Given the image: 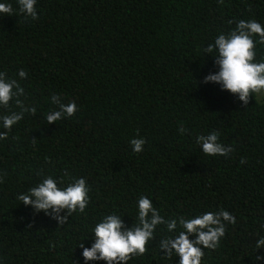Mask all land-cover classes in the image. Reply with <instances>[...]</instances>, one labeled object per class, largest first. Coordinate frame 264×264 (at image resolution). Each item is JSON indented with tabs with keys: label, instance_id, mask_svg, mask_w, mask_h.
<instances>
[{
	"label": "trees",
	"instance_id": "1",
	"mask_svg": "<svg viewBox=\"0 0 264 264\" xmlns=\"http://www.w3.org/2000/svg\"><path fill=\"white\" fill-rule=\"evenodd\" d=\"M0 3L15 10L0 16V73L24 89L15 96L23 108L36 109L10 131L0 121V264H86L95 225L115 213L133 227L141 196L165 220L221 209L236 218L215 250L203 249L201 264H264L256 248L264 237V98L253 94L245 105L205 83L220 71L219 49L203 51L239 20L264 25V0H36L35 20L19 14L17 0ZM255 51L264 60V45ZM15 99L0 116L23 111ZM70 101L79 111L48 124L47 114ZM212 131L234 149L228 156H206L196 144ZM133 138L146 140L142 153ZM47 176L61 188L84 178L85 211L38 212L17 198ZM180 230L157 226L148 251L128 264H179L159 243Z\"/></svg>",
	"mask_w": 264,
	"mask_h": 264
},
{
	"label": "clouds",
	"instance_id": "2",
	"mask_svg": "<svg viewBox=\"0 0 264 264\" xmlns=\"http://www.w3.org/2000/svg\"><path fill=\"white\" fill-rule=\"evenodd\" d=\"M223 3V0H219ZM19 14L26 18L38 19L36 0H17ZM14 8L10 3H0V16H13ZM232 21H229L231 24ZM258 36V40L254 37ZM264 45V25L256 20H239L236 28L227 34L221 33L215 38L214 45L208 44L203 51L211 53L213 48L219 49L217 63L220 71L210 74L205 78V83L213 82L221 84L223 90L232 94H239L245 105L249 103V97L253 94L260 95L264 92V60L256 62V44ZM20 78H25L27 72L20 70ZM6 73H0V106L8 108L15 96H23L24 89L16 79H5ZM15 90V92H14ZM24 102L15 99V105L23 111L10 112L0 116L3 128L10 131L14 125L23 119L25 111L35 115V108H23ZM79 111L75 101L61 104L59 110L47 114L48 124L56 123L66 117H72ZM186 129L181 126L180 133ZM138 136V133H137ZM220 133L212 131L208 135L196 137V144L200 145L201 151L206 156H228L234 149L219 142ZM7 139V132L0 133V140ZM35 143V141H33ZM146 140L133 138L130 145L134 153H142ZM241 164L245 163L241 159ZM67 174V173H66ZM3 179L0 178V183ZM90 187L84 178H76L66 187L61 188L58 182L47 176L37 186L32 187L25 194L17 198L24 205H31L36 211L47 213L49 209L59 212L67 209L68 216L72 213H83L89 204ZM68 217L61 218V223L67 222ZM138 223L131 228H125L122 217L118 214H108L98 222L93 229L95 243L92 247L84 248L83 257L87 261L102 260L106 264H128L135 256L144 255L148 249L146 245L155 238V230L159 225H165L169 233L181 230L175 236L162 238L159 243L160 250L166 258L173 254L179 257V264H201L204 250H215L226 232V224H235L236 218L228 211L221 209L219 212L208 211L195 218L180 217L165 220L160 212L153 206L151 199L141 196L138 199ZM195 236L194 240L189 239ZM83 248V243L79 244ZM256 248H264V237L256 241ZM255 259H262L257 256Z\"/></svg>",
	"mask_w": 264,
	"mask_h": 264
},
{
	"label": "rangeland",
	"instance_id": "3",
	"mask_svg": "<svg viewBox=\"0 0 264 264\" xmlns=\"http://www.w3.org/2000/svg\"><path fill=\"white\" fill-rule=\"evenodd\" d=\"M259 97V99H263L264 98V92H262L260 95H257Z\"/></svg>",
	"mask_w": 264,
	"mask_h": 264
}]
</instances>
